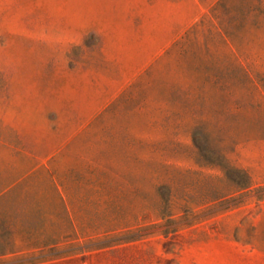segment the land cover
<instances>
[{
  "label": "rangeland",
  "instance_id": "rangeland-1",
  "mask_svg": "<svg viewBox=\"0 0 264 264\" xmlns=\"http://www.w3.org/2000/svg\"><path fill=\"white\" fill-rule=\"evenodd\" d=\"M176 52L105 102L112 50L0 0V264H264V0Z\"/></svg>",
  "mask_w": 264,
  "mask_h": 264
},
{
  "label": "crops",
  "instance_id": "crops-1",
  "mask_svg": "<svg viewBox=\"0 0 264 264\" xmlns=\"http://www.w3.org/2000/svg\"><path fill=\"white\" fill-rule=\"evenodd\" d=\"M65 32L86 33L98 48L112 50L118 89L146 70L211 15L224 0H55Z\"/></svg>",
  "mask_w": 264,
  "mask_h": 264
},
{
  "label": "trees",
  "instance_id": "trees-1",
  "mask_svg": "<svg viewBox=\"0 0 264 264\" xmlns=\"http://www.w3.org/2000/svg\"><path fill=\"white\" fill-rule=\"evenodd\" d=\"M221 3H219L220 5ZM206 21V18H204L201 23L199 25H197L196 27H194L191 31H189L184 38L182 39V41L180 43H178L174 48H172L171 50H169L166 53V56H170L173 52L178 51L179 53L183 50L184 48V44L186 43H192L193 40H195L196 36H197V32L200 29V27L202 26V24ZM209 32V31H208ZM216 33L219 34V36H221V39L226 40L229 38V34H227V32L225 30L222 29H218L217 31H214ZM226 41H224V46H222L223 48H226L228 50H230L233 46L231 44H226ZM228 42V41H227ZM177 53V52H176ZM247 80H249L247 78Z\"/></svg>",
  "mask_w": 264,
  "mask_h": 264
}]
</instances>
